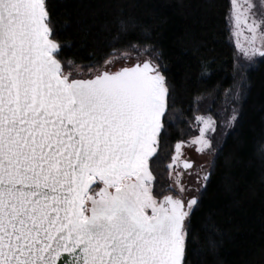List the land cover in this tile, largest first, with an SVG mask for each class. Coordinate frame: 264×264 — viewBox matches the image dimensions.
Listing matches in <instances>:
<instances>
[{"label":"snow or ice","instance_id":"snow-or-ice-1","mask_svg":"<svg viewBox=\"0 0 264 264\" xmlns=\"http://www.w3.org/2000/svg\"><path fill=\"white\" fill-rule=\"evenodd\" d=\"M227 20L240 81L225 92L233 106L220 124L211 106L175 114L154 46L113 49L84 71L62 58L47 0H0V264H194L191 223L211 172L194 173L187 150L214 153L215 134L237 122L247 73L264 60V0H230ZM133 51L135 63L112 70ZM201 71L211 76L207 62ZM181 120L170 183L157 190Z\"/></svg>","mask_w":264,"mask_h":264},{"label":"trees","instance_id":"trees-1","mask_svg":"<svg viewBox=\"0 0 264 264\" xmlns=\"http://www.w3.org/2000/svg\"><path fill=\"white\" fill-rule=\"evenodd\" d=\"M47 3L56 39L66 42L62 58L87 71L89 65L103 64L113 49L150 44L159 51L174 86L175 114L190 118L197 107L203 113L211 106L218 119L216 108L235 78L236 49L227 20L230 0ZM122 21L127 31H121ZM205 62L211 70L207 78L201 71ZM247 79L237 122L227 131L221 129L227 135H221L210 182L192 218V247L200 250L194 264H264V60L247 73ZM181 128H186L182 120L155 169L157 190L170 183L167 165Z\"/></svg>","mask_w":264,"mask_h":264},{"label":"rangeland","instance_id":"rangeland-1","mask_svg":"<svg viewBox=\"0 0 264 264\" xmlns=\"http://www.w3.org/2000/svg\"><path fill=\"white\" fill-rule=\"evenodd\" d=\"M230 33H231L230 34L231 42L233 43V45H234V47L236 49V53H237L235 37L233 36L231 30H230ZM242 38L243 37H241V39ZM137 56H138V54L137 55L132 54V57L133 58H132V60H130V61L127 62V65L136 62ZM139 58L140 59H143L144 58V55H141ZM124 65H126L125 62L123 60H121V61L115 63V65L113 66V69L112 70H116L119 67L124 66ZM239 81H240V74L235 72L234 82H233V84H232V86L230 88H232L234 85H238L239 84ZM244 96H245V91H244V95L241 97V99L234 105L235 107L238 108V111H239L240 104H241V101L243 100ZM203 100H204L203 97L199 99V101H203ZM200 104L202 106L203 102H201ZM232 106L233 105L229 102L228 98L225 95V97L221 100L220 104L216 108V114L218 116V119H217L218 120V123L223 124L224 120L230 114V111H231V107ZM225 108H228L229 109V111L227 113L224 111ZM229 129L230 128H224L225 131H227ZM221 135L222 134H221V129H220V130H218V132L214 136V142L216 143L217 148H218V146H219V144L221 142V139H222ZM215 152L214 153H211V154H207V155H200V154L196 153L194 151V149H188L187 150V156L189 158H191L195 162V168H194L193 172L195 170H199L200 165H204L206 169L210 170L211 162H212V159H213V156H214ZM170 163H171V161H170ZM200 174L203 175L202 172ZM184 179H185V181L188 182V180L190 181L191 178L186 175L184 177ZM188 183L191 184L190 182H188Z\"/></svg>","mask_w":264,"mask_h":264},{"label":"flooded vegetation","instance_id":"flooded-vegetation-1","mask_svg":"<svg viewBox=\"0 0 264 264\" xmlns=\"http://www.w3.org/2000/svg\"><path fill=\"white\" fill-rule=\"evenodd\" d=\"M197 171H199V170H195L194 173L197 172ZM195 179H196L195 174H193V176L191 177L190 181L188 180V182H190L192 184V183H194Z\"/></svg>","mask_w":264,"mask_h":264},{"label":"water","instance_id":"water-1","mask_svg":"<svg viewBox=\"0 0 264 264\" xmlns=\"http://www.w3.org/2000/svg\"><path fill=\"white\" fill-rule=\"evenodd\" d=\"M134 63H135V62H134ZM129 65H130V64H129ZM124 66H128V65H124ZM121 67H122V66H121ZM119 68H120V67H119ZM119 68H118V69H119ZM116 70H117V69H116Z\"/></svg>","mask_w":264,"mask_h":264}]
</instances>
